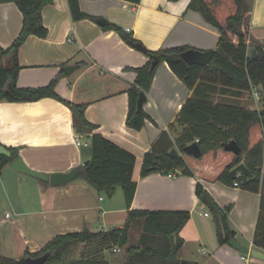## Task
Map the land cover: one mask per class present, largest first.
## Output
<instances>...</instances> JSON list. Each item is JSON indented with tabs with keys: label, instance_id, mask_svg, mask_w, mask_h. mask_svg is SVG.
I'll return each mask as SVG.
<instances>
[{
	"label": "crops",
	"instance_id": "1",
	"mask_svg": "<svg viewBox=\"0 0 264 264\" xmlns=\"http://www.w3.org/2000/svg\"><path fill=\"white\" fill-rule=\"evenodd\" d=\"M191 0H79L83 12L96 19L74 20L68 0H53L44 6L42 16L48 30L45 37L30 35L18 52L21 66L17 85H48L61 71L55 90L64 99L86 104L85 117L95 125L91 130L76 126L71 108L53 97L36 101L0 102V144L18 150L26 164L51 174L70 172L84 165L92 156L91 136L99 133L136 155L132 177L137 182L130 209L189 211L190 219L180 231L184 243L178 252L184 264H264V260L245 254L229 243L220 244L216 221L211 209L196 193L200 182L221 206H231L228 220L234 238L264 253L255 245L254 235L260 214L261 193L233 183L211 181L200 176L174 171L141 175L144 155L163 131H168L184 103L194 94L170 68L160 63L151 87L146 92L143 109L150 116L145 126L136 130L126 124L129 108L128 89L137 73L133 69L149 60L147 54L129 44L106 22L119 26L123 33L139 40L146 50L188 45L199 50H216L221 36L218 28L202 14L189 7ZM250 39L248 52L264 42V0H250ZM103 18L104 24L98 19ZM23 26V14L13 1L0 3V45L9 48ZM77 65L71 75L65 66ZM220 87V85H218ZM234 93L233 103L261 110L264 102L256 93ZM223 94H226L225 92ZM222 94V95H223ZM226 96V95H223ZM88 142L78 145L76 140ZM174 139L175 136L173 135ZM4 206L11 210L2 215ZM128 207L121 186L109 196L77 176L61 185L41 180L11 167L0 172V255L17 252V258L28 249L40 251L58 234L92 232L121 228L128 219ZM139 221H133L130 234ZM143 231V230H142ZM142 233V232H141ZM141 233H137L136 241ZM81 252L69 257L82 259ZM115 248H120L115 251ZM124 257L110 260L106 252ZM245 256V258H243ZM92 264H136L127 247L106 250L99 262Z\"/></svg>",
	"mask_w": 264,
	"mask_h": 264
},
{
	"label": "trees",
	"instance_id": "2",
	"mask_svg": "<svg viewBox=\"0 0 264 264\" xmlns=\"http://www.w3.org/2000/svg\"><path fill=\"white\" fill-rule=\"evenodd\" d=\"M7 1L18 5L23 14V26L9 48L0 45V102H26L53 97L71 108L76 126L93 129L95 125L85 117L86 104L71 102L56 92V83L63 70L45 86L17 85L21 68L19 49L30 35H47L42 9L53 0H0V3ZM68 5L74 20L96 19L82 11L79 0H68ZM189 7L199 11L208 23L218 28L221 33L218 47L206 66L188 64L182 54L195 48L181 45L158 50L147 49V63L133 68L137 76L128 89L129 108L126 118V124L133 129H142L150 118L143 107L138 106V99L141 92L149 91L160 63L166 61L172 71L194 90L176 120L170 124L169 130L163 131L144 155L141 175L174 171L194 175L193 168H196L202 178L227 184L238 181L243 188L260 192V214L254 243L264 248V105L261 110H256L233 102H214L209 95L217 85H221L224 92L236 95L261 86L258 92L264 99V42L256 45L251 53L248 52L250 15L245 0H191ZM104 28L118 31L133 46L142 44L131 35L123 33L114 23L106 22ZM232 140L240 145L239 154L225 148ZM196 141L202 151L199 157L187 154L184 150L185 146ZM174 147L180 153L178 156L171 153ZM8 148L11 156L0 155V172L19 156L16 148ZM91 148L92 156L87 164L79 167L78 176L109 196L115 193L118 186L122 187L129 209L125 225L97 232L84 229L58 234L38 252L27 249L18 259L0 256V264H29L28 257L35 258L45 253H49V257L43 264H92L101 261L104 251L117 246L127 247V252L133 255L136 264H181L178 252L184 239L180 231L189 221L190 212L130 209L137 188V182L132 177L136 155L99 133L92 134ZM242 162L253 176L247 177L242 173L232 178L230 171ZM196 193L213 213L219 243H229L235 236L228 220L231 206L221 207L200 182L196 185ZM137 220L143 231L136 244H131L130 229L132 222ZM77 243H84L81 260L69 257L70 246Z\"/></svg>",
	"mask_w": 264,
	"mask_h": 264
},
{
	"label": "water",
	"instance_id": "3",
	"mask_svg": "<svg viewBox=\"0 0 264 264\" xmlns=\"http://www.w3.org/2000/svg\"><path fill=\"white\" fill-rule=\"evenodd\" d=\"M98 21L101 24L105 23V20L103 18H99ZM137 48L143 52H146V48L142 45V44H138ZM253 54H255V52H253ZM214 55V50H199V49H190L185 51L182 54L183 59L188 63V64H198V65H202V66H206L209 64V62L211 61L212 57ZM157 63V60L154 61V64ZM78 66L77 65H69V66H65L64 67V71L68 74L71 75L72 72L77 69ZM147 97L146 94L144 92H141L139 99H138V106L142 107L143 104L146 102ZM225 148L229 151H232L236 154H239L241 152V147L240 145L235 141L232 140L230 142H228L225 145ZM185 152L187 154H191L194 155L196 157L201 156L202 151L200 149L199 144L196 142H192L191 144L185 146L184 148ZM171 153L174 156H178L180 153L177 150V148H172ZM0 155H7V156H11V151L8 147H6L3 144H0ZM89 162V160H87L86 162H84V165L87 164ZM11 167L14 168L15 170H18L20 172L32 175L36 178H39L41 180H45V181H50L51 184L53 185H61V184H65L73 179H75L78 174L80 173L79 168H75L73 170H71L70 172H54L51 174H47L38 170H35L31 167H29L26 162L24 161V159L21 156H18L17 158H15L12 162H11ZM238 172H242L243 174H245L247 177H252L253 174L251 173L250 169L246 166V164L244 162L238 164L237 166H235L231 171L230 174L232 176V178H236ZM229 244L234 247L235 249L245 253V254H251L254 257H258L264 260V253L256 250V249H251L248 245H245L241 242H239L238 240H236L234 237L230 239ZM49 257V253H45L43 255H40L38 257H28L27 261L29 264H43ZM185 262L182 261L181 264H184Z\"/></svg>",
	"mask_w": 264,
	"mask_h": 264
},
{
	"label": "rangeland",
	"instance_id": "4",
	"mask_svg": "<svg viewBox=\"0 0 264 264\" xmlns=\"http://www.w3.org/2000/svg\"><path fill=\"white\" fill-rule=\"evenodd\" d=\"M245 3L247 5V13H249L250 0H245ZM213 88H214L213 91L209 95H211V99L214 102H218V101L219 102H227V103H232L233 102V99L230 96L231 94H229L230 92L229 93L228 92H225L226 94H223L224 91H223V88L221 87V85H220V87L217 85V87L214 86ZM242 93L243 94H247V95L248 94H251V92H249V91H243ZM222 94L223 95H226V96H223ZM259 98H262V95H260ZM262 102H264V99L263 98H262ZM6 211H7V213L11 214V210L7 206H4V210L2 211V215H4L6 213ZM2 215L0 216V219L2 218ZM141 232H142L141 227L140 226H137V228H135L134 232L131 235V241H130L131 244H136V242H137L136 241V238L139 235V233H141ZM137 233H138V235H137ZM78 245L79 244L77 243V244H73V245L70 246L71 255H74L75 253H78V252L80 253L81 252V247H77ZM5 254L6 255H9L11 257H16V258L18 257L17 256L18 255L17 252L11 253L9 251V252H5ZM125 254H126V249L123 248V250L121 252H119V253H113L111 251H107L106 252V257L108 259H110V260H114V259H119V258L124 257ZM0 256H3V255H0Z\"/></svg>",
	"mask_w": 264,
	"mask_h": 264
},
{
	"label": "built area",
	"instance_id": "5",
	"mask_svg": "<svg viewBox=\"0 0 264 264\" xmlns=\"http://www.w3.org/2000/svg\"><path fill=\"white\" fill-rule=\"evenodd\" d=\"M256 95H257V97H260V93H259V92H257ZM76 143H77L78 145H85V146L89 145L88 142H84V141H82V140H80V139H78V138H77V140H76ZM241 174H242V172H238L237 177L240 176ZM168 175H169V176H173V177L176 176V174L173 173V172L169 173ZM233 185H234V186H240V183H239L238 181H235V182L233 183ZM6 216L9 217L10 214L7 213ZM119 250H120V248H115V251H119ZM243 258H245V256H243Z\"/></svg>",
	"mask_w": 264,
	"mask_h": 264
}]
</instances>
